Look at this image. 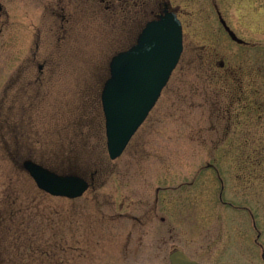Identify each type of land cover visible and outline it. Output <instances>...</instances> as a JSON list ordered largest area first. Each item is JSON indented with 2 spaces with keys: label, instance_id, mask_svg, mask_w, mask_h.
<instances>
[{
  "label": "rangeland",
  "instance_id": "1",
  "mask_svg": "<svg viewBox=\"0 0 264 264\" xmlns=\"http://www.w3.org/2000/svg\"><path fill=\"white\" fill-rule=\"evenodd\" d=\"M172 5L183 53L115 161L100 96L126 47L118 18H88L59 51L62 73L41 110L22 97L7 112L0 86V264H169L176 250L202 264H264V0ZM22 157L61 175L94 174L92 187L49 196Z\"/></svg>",
  "mask_w": 264,
  "mask_h": 264
},
{
  "label": "flooded vegetation",
  "instance_id": "2",
  "mask_svg": "<svg viewBox=\"0 0 264 264\" xmlns=\"http://www.w3.org/2000/svg\"><path fill=\"white\" fill-rule=\"evenodd\" d=\"M166 12L180 19L172 0H0V43L7 36V57L0 58V86L8 98L4 110L12 114L22 97L31 100L30 106L39 102L36 109L41 110V101L62 73L59 51L90 25L88 18H118L126 46L119 54L133 47L146 25ZM28 160L35 162L22 157L21 168ZM93 181L94 174L89 179Z\"/></svg>",
  "mask_w": 264,
  "mask_h": 264
},
{
  "label": "water",
  "instance_id": "3",
  "mask_svg": "<svg viewBox=\"0 0 264 264\" xmlns=\"http://www.w3.org/2000/svg\"><path fill=\"white\" fill-rule=\"evenodd\" d=\"M221 23L232 41L244 44L225 21ZM182 53L181 22L173 12H166L146 25L133 47L111 60L110 77L101 93L106 147L111 161L122 156L155 107ZM22 167L38 189L54 197L80 198L90 187L88 180L80 176L59 175L30 160L24 161ZM169 264L202 263L176 250L169 255Z\"/></svg>",
  "mask_w": 264,
  "mask_h": 264
}]
</instances>
